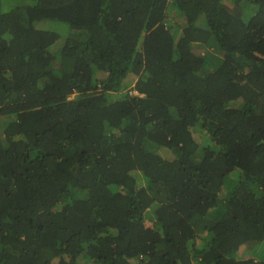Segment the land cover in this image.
<instances>
[{"label":"trees","instance_id":"obj_1","mask_svg":"<svg viewBox=\"0 0 264 264\" xmlns=\"http://www.w3.org/2000/svg\"><path fill=\"white\" fill-rule=\"evenodd\" d=\"M79 260L264 264V0H0V264Z\"/></svg>","mask_w":264,"mask_h":264},{"label":"rangeland","instance_id":"obj_2","mask_svg":"<svg viewBox=\"0 0 264 264\" xmlns=\"http://www.w3.org/2000/svg\"><path fill=\"white\" fill-rule=\"evenodd\" d=\"M17 2H24V1H26V0H16ZM27 1H29V0H27ZM176 19H179V17L178 18H176ZM202 20V19H201ZM175 21H177V20H175ZM203 21V20H202ZM48 25V27H51V28H55V29H58L60 32H61V34H64L65 33V31H67V26H65V25H63V24H60V23H55V22H52V23H48L47 24ZM175 28H173V30H174ZM214 52V51H213ZM133 94H136L135 92H133ZM140 183H142V181H140ZM155 205H153L151 208H149L146 212H145V219L147 220V221H151V220H154V214H153V211H154V209H155ZM241 253H242V255H241V257L242 258H253L254 256H253V254H254V252L252 251V250H250V249H246V248H244L243 250H241ZM78 264H89V263H87L85 260H79V263Z\"/></svg>","mask_w":264,"mask_h":264}]
</instances>
